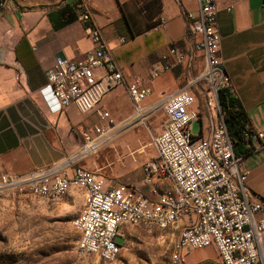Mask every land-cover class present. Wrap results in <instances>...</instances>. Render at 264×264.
I'll return each mask as SVG.
<instances>
[{
  "label": "crops",
  "instance_id": "0c3cea01",
  "mask_svg": "<svg viewBox=\"0 0 264 264\" xmlns=\"http://www.w3.org/2000/svg\"><path fill=\"white\" fill-rule=\"evenodd\" d=\"M93 24L124 77L146 76L152 63L167 55L170 46L183 53L179 64L172 65L148 80L150 92L139 102L143 107L172 94L200 73L202 54L193 47L187 29L186 12L198 11V0H83ZM218 57L229 78L227 88L254 129L264 128V0H215ZM229 7V11L225 8ZM74 0L39 3L34 0H0V172L24 174L48 165L71 172L72 154L81 143L79 129L95 124L119 125L132 113L125 87L118 86L101 102L108 113L103 119L94 113H80L73 104L55 110L40 91L44 72L55 56L69 59L92 49L88 30L76 19ZM172 62V56H168ZM95 75L101 73L94 71ZM197 111V135L207 137L215 121L203 104L199 88L191 90ZM160 116V120H159ZM164 114L157 109L145 124L119 130L95 152L79 158L76 165L101 176L102 186L134 184L142 179L143 164L154 156L147 142L145 125L157 133ZM142 130V135L134 131ZM249 140L242 147H254ZM233 149V147H232ZM234 153V152H233ZM239 155V154H236ZM241 159L247 172L243 182L249 198L264 200V147L250 149ZM167 182L153 177L142 188L154 200ZM186 217L182 218L185 223ZM178 235L177 229H165ZM261 245L264 248V230ZM203 248V247H202ZM198 248V249H202ZM205 248V247H204ZM189 264H221L213 245ZM185 254V255H186Z\"/></svg>",
  "mask_w": 264,
  "mask_h": 264
},
{
  "label": "built area",
  "instance_id": "2783aa9c",
  "mask_svg": "<svg viewBox=\"0 0 264 264\" xmlns=\"http://www.w3.org/2000/svg\"><path fill=\"white\" fill-rule=\"evenodd\" d=\"M198 4V11L186 12L185 18L193 47L202 54V72L172 94L143 107L139 102L150 92L148 80L179 64L183 53L170 46L167 55L152 63L146 76L133 74L127 80L84 1L74 0L76 19L88 30L92 49L75 59L55 56L44 72L40 91L55 110L73 104L80 113L92 112L105 119L108 113L101 108L103 98L123 85L132 113L116 126L95 124L79 129L81 143L72 154L69 175L53 164L24 174L0 172V191L27 189L34 195L55 199L71 186L83 188L85 202L73 219L79 233L75 250L83 258H92V264L117 257L120 244L116 238L126 224L142 225L148 230L177 229L175 250L179 260L192 250L213 245L221 264H264V200L247 195L243 184L247 172L241 167L243 155L233 153L217 101L218 91L229 88L230 83L218 57L215 0H198ZM225 10L229 11V7ZM168 56H172V62ZM95 70L101 73L95 75ZM199 82L206 83L205 88L199 89L204 106L215 118L207 137L190 132L192 121L198 118L190 88L197 89ZM157 109L164 114V121L160 130L150 135L155 154L143 164L141 180L104 188L100 175L76 165L77 159L95 152L117 131L144 125L147 116ZM241 134L246 140L256 141L251 150L264 147V128L245 124ZM153 177L167 182L154 200L141 190L151 184Z\"/></svg>",
  "mask_w": 264,
  "mask_h": 264
},
{
  "label": "rangeland",
  "instance_id": "374dc122",
  "mask_svg": "<svg viewBox=\"0 0 264 264\" xmlns=\"http://www.w3.org/2000/svg\"><path fill=\"white\" fill-rule=\"evenodd\" d=\"M34 1L51 3L55 0ZM202 68L200 62V73ZM197 87L203 89L206 83L199 82ZM145 129L149 143L151 129L156 127L146 124ZM198 130L199 121L195 119L190 132L196 135ZM134 132L143 133L141 128ZM85 197V190L76 186L69 187L55 199L34 195L27 189L0 191V264H92V258H83L75 250L79 233L73 219L79 214ZM116 241L120 244L117 257L95 264H189L188 254L178 259L176 234L168 230H148L142 225L126 224L119 230ZM205 248L190 253L189 259L201 258L209 250Z\"/></svg>",
  "mask_w": 264,
  "mask_h": 264
},
{
  "label": "trees",
  "instance_id": "16d2710c",
  "mask_svg": "<svg viewBox=\"0 0 264 264\" xmlns=\"http://www.w3.org/2000/svg\"><path fill=\"white\" fill-rule=\"evenodd\" d=\"M217 101L223 113V121L227 134L233 144L234 154H245L251 148L242 147L249 140L243 138L241 129L247 123V116L237 100L227 88H222L217 93Z\"/></svg>",
  "mask_w": 264,
  "mask_h": 264
}]
</instances>
